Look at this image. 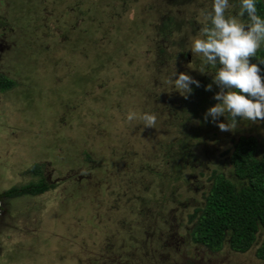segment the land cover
Masks as SVG:
<instances>
[{"label":"rangeland","instance_id":"374dc122","mask_svg":"<svg viewBox=\"0 0 264 264\" xmlns=\"http://www.w3.org/2000/svg\"><path fill=\"white\" fill-rule=\"evenodd\" d=\"M212 4L0 0V74L12 81L0 92V192L46 185L2 198L0 264H264V229L244 252L190 233L212 178L241 182L233 143L264 142V120L237 117L227 132L224 116L204 120L220 65L190 47ZM229 5L226 17L250 23L241 0ZM181 72L200 82L187 98L168 83ZM130 111L155 114V127Z\"/></svg>","mask_w":264,"mask_h":264},{"label":"clouds","instance_id":"9594fccd","mask_svg":"<svg viewBox=\"0 0 264 264\" xmlns=\"http://www.w3.org/2000/svg\"><path fill=\"white\" fill-rule=\"evenodd\" d=\"M229 7V0H213L212 10L203 14V27L199 35L191 38L190 47L193 55L201 56L205 63L220 65L213 75V83L220 89L213 97L218 103L207 110L204 120L208 122L211 117L217 123L224 116L227 123H218L223 132L235 130L237 117L251 122L264 120V77L258 64L251 62L264 42V19L256 14V0H241L239 15L246 13L248 24L236 17H226ZM168 83L185 98L193 91L190 85L200 87L199 81L183 72L175 73ZM205 90L211 91L212 84ZM137 118L146 128L156 125L155 114L137 117L135 111H130L127 115L129 121Z\"/></svg>","mask_w":264,"mask_h":264},{"label":"trees","instance_id":"16d2710c","mask_svg":"<svg viewBox=\"0 0 264 264\" xmlns=\"http://www.w3.org/2000/svg\"><path fill=\"white\" fill-rule=\"evenodd\" d=\"M256 9V14L264 19V0H256ZM251 62L258 64L264 77V47L259 48ZM11 86V79L0 74V92ZM230 162L232 174L241 182H232L221 174L214 176L190 233L193 241L212 251L219 250L227 237L232 250L244 252L264 229V142L258 143L252 136H240L233 143ZM45 186L41 181L29 183L19 190L10 189L6 194L35 195ZM262 234L255 255L264 261V231Z\"/></svg>","mask_w":264,"mask_h":264},{"label":"flooded vegetation","instance_id":"af4514ba","mask_svg":"<svg viewBox=\"0 0 264 264\" xmlns=\"http://www.w3.org/2000/svg\"><path fill=\"white\" fill-rule=\"evenodd\" d=\"M20 195H23V194H14V195H12V196H8V195L6 194V191H4V192H0V206H1V204H2V198H4V197H17V196H20Z\"/></svg>","mask_w":264,"mask_h":264}]
</instances>
